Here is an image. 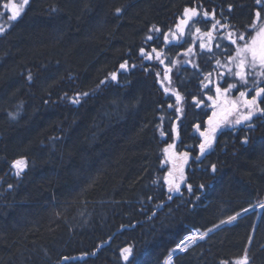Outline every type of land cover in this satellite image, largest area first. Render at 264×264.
<instances>
[{
	"label": "trees",
	"instance_id": "16d2710c",
	"mask_svg": "<svg viewBox=\"0 0 264 264\" xmlns=\"http://www.w3.org/2000/svg\"><path fill=\"white\" fill-rule=\"evenodd\" d=\"M201 3L223 8L242 31L255 7L254 0H29L11 27L0 7V264H164L184 236L209 228L174 264L233 262L245 248L249 264H264V208H256L264 203V116L222 134L213 152L191 162L179 192L165 183L163 149L174 137L179 151L196 155L191 133L203 113L191 108L202 98L203 69L176 78L173 89L186 101L169 111L173 98L158 83L172 63L154 65L139 50L158 46L153 26L166 32L185 7ZM80 92L89 95L71 103ZM20 158L27 168L17 176L11 163ZM236 212V221L220 224ZM83 252L96 254L62 260Z\"/></svg>",
	"mask_w": 264,
	"mask_h": 264
},
{
	"label": "snow or ice",
	"instance_id": "6c2138e0",
	"mask_svg": "<svg viewBox=\"0 0 264 264\" xmlns=\"http://www.w3.org/2000/svg\"><path fill=\"white\" fill-rule=\"evenodd\" d=\"M27 5H29V0H21V3L19 4L13 2V0H6V2L0 4V7L6 10L4 15L7 16L9 27L12 26L13 22L17 21L18 18L21 17L25 6ZM254 5L255 7L253 9L251 22L245 25L243 31L227 22L229 17L224 14L223 8L220 9L218 14L216 8L209 11L208 9H205L201 3L197 6L184 8L181 18L176 24L175 32L169 30V32L162 33L164 42L170 43V36L171 40H179L186 34V30L194 29V33L200 40L199 48L201 50L206 49L208 52H212L214 46L217 49L222 48L228 53L224 64H221V61L216 59V65L225 69L223 72H217V80L214 82L212 79V73L209 72L204 76V81H207V83L201 81L203 88L207 89L208 92H212V87H210V85L214 87V95H207V101H211V106L214 109H221L219 114L216 111H213V115L209 117L208 120L209 128L200 133V135L204 137L203 142L199 145L201 156L212 148L216 130L221 126V124H227L233 127L236 125L246 124L247 127L251 129L253 127L251 124L253 118L258 114L260 116H264V107H262V105H264V86H262L264 85V0H254ZM233 7L234 6L232 4H228L227 12L231 13ZM115 11L117 14H120L122 9L117 8ZM197 24L210 25V27L202 31L201 27H198ZM220 29L225 30V33L222 36L219 32ZM150 31L153 33H160L161 29L153 26ZM5 32L6 28L0 25V34H4ZM153 38L154 37L152 35H148L146 37L149 41L153 40ZM217 39L226 40L229 43L227 45H222L220 43L213 44V42ZM139 51L140 55L144 57V59L157 60L160 64H164L165 62L162 58L164 55L163 51H158L155 47H153L150 52H146L143 47L140 48ZM189 54H194L192 47H189L184 53L185 56H188ZM193 66L199 67L198 65ZM132 67H135V65H132ZM172 67H175V63L172 64ZM172 67L166 66L161 80V85L164 88V92L166 94L171 92L172 95L175 96L176 103L179 104L183 99L181 94L169 86H164V81H167L168 85H171L172 79L170 72ZM119 68L121 70H126L128 68V62L124 61L120 64ZM157 76H160V73H157ZM229 78L233 79L234 82L228 83ZM27 79L29 81L33 79L31 72H29ZM110 79L112 81H116L117 72L110 73ZM220 81L226 83L227 86L222 87ZM105 83L106 81L104 80L100 81V84ZM249 85H251V87H249ZM97 87H99V85H97ZM233 90H236L239 93V96L236 99L229 98V94ZM88 95V92H80L68 99H70L73 104H79L81 98L87 97ZM194 101L197 107L200 106V104L205 103L203 98L199 100L194 98ZM205 106L208 105L205 103ZM169 107H173V105H169ZM241 108H243L244 111H241ZM176 111L181 112L182 110L180 108H176ZM218 115L220 116V119H217ZM229 117H233V119H229ZM12 118H15V116H12ZM196 129L199 131L200 126L196 125ZM161 135L163 136L164 133L161 132ZM242 143L247 144L248 138L245 137ZM174 148V144H168V146L163 149L166 154V158L173 160L176 158L177 154L173 151ZM179 156L182 158L184 163H187L189 159L188 152L180 153ZM196 159L199 160L200 157L198 156ZM11 167L15 169V174L20 176L27 168V160L24 158L16 159L11 163ZM211 171L212 173L217 171L215 164L211 165ZM172 175L173 173L170 171L168 176L165 177V181L168 184V191L179 192L180 184L175 183L171 179ZM180 179L183 181L182 174ZM11 187L13 186L9 185V188ZM200 187L203 188L204 185L201 184ZM188 190L191 191V185H188ZM169 199H171V196H169ZM259 206L264 208V203H261ZM242 211L246 213L248 209L245 208L242 209ZM240 215L241 212L229 215L227 219H222L220 224H231L236 221ZM220 224L213 225V228H219ZM212 230V228H209L206 232L198 234L194 232L185 236L179 243L176 244L175 249H173L172 252H175L176 250H179L180 252L187 251L191 244H195L198 239L203 240ZM249 243H251V237H249ZM95 254V252H83L79 257L63 256L62 260H83L87 256ZM121 254L124 261L130 262V257L133 255V249L131 247H125L121 250ZM171 259L172 253L169 254L166 264H171ZM249 261L250 257L248 255V249L245 248L244 254L236 258L233 262L221 260L220 264H249Z\"/></svg>",
	"mask_w": 264,
	"mask_h": 264
},
{
	"label": "flooded vegetation",
	"instance_id": "af4514ba",
	"mask_svg": "<svg viewBox=\"0 0 264 264\" xmlns=\"http://www.w3.org/2000/svg\"><path fill=\"white\" fill-rule=\"evenodd\" d=\"M208 10L210 11L211 9L208 8ZM219 11L220 9H217V13L219 14ZM179 21V20H178ZM177 21V23H178ZM223 22V21H222ZM198 27H201L202 31L203 30H206L208 27H210V25H203V24H197ZM172 32H175L176 31V26H173L171 29H170ZM166 32H169L166 31ZM220 32V35L222 36L224 33H225V30L224 29H220L219 30ZM162 33H165L163 31H161L160 33H157V39L159 40V44L157 47V50L160 51L162 50L164 55H163V59H164V64H173L175 63V69H176V72L178 73H174L172 71H175L174 68L173 70H171L170 72V76H171V79H172V87L174 88L175 86V82H176V78L179 77L182 73H184L185 70L188 71V74L190 75V69H195L197 72L200 70V69H203V73H202V78L204 79V76L211 72L212 73V79L213 81L215 82L217 80V72H223L225 71L224 68L222 67H218L216 65V59H219L221 61V64H224L225 63V60H226V57H227V52L224 51L222 48L221 49H217L213 46V50L212 52H208L206 49L205 50H201L199 48V38L198 36L194 33V29H188L186 30V34L179 40H171V36L169 37L170 38V43H165L164 42V39H163V35ZM188 37H194L195 38V44L192 43V41H190L188 39ZM188 41L190 43H188ZM215 43H220L222 45H227L229 42L226 41V40H221V39H217L216 41L213 42V44ZM189 47H192L193 50H194V54H189L188 56H185L184 53L186 52V50L189 48ZM150 62H155L157 64V66H161L163 67L164 64H160L159 61L157 60H148ZM188 61H191L190 63ZM198 65L199 67H194L192 64H195ZM177 65L179 67V71L177 69ZM156 66V67H157ZM159 70V73H161L162 69L161 68H158ZM173 75L176 76L175 78H173ZM163 78V75H161L159 77V86L162 87L161 85V80ZM234 82L233 79L229 78L228 79V83H232ZM205 83H207V81H205ZM221 83V86L222 87H226L227 84L224 83L223 81H220ZM166 84H168L167 81H164V86H167ZM264 86V85H262ZM210 87H212V92H208L207 89H202L201 90V94H202V98L203 100L205 101V103L208 105V106H205V103H202L200 106H194L193 108H191V110H200L202 111V117L200 120L198 121H195V125H193V131L191 133V137L193 138L192 142L194 144H196V155H192L189 153V159L190 160V163L192 161H195L197 160L196 157H200L201 158H204V155L201 156L200 155V149H199V145L201 144L202 142V138L200 137V133L207 130L209 128V124H208V120H209V117H211L213 115V111H216L218 114L221 112V109L220 108H213L211 106V101H207V95H214V87L212 85H210ZM249 87H251V85H249ZM163 88V87H162ZM164 90V88H163ZM243 90V89H241ZM254 94V93H253ZM166 95L170 96L173 98V107H169L168 110L169 111H174L176 108H180L181 109V106L183 105V103L186 101V99H184V96L182 101L177 104L176 103V99H175V96L174 95H171L170 93H167ZM239 96V93L238 91L236 90H233L230 94H229V98L230 99H236L238 98ZM250 98V97H249ZM263 107V105H262ZM241 111H244L243 108H241ZM259 117H263V116H260L259 114L254 117L253 119H256V118H259ZM217 119H220V116L218 115ZM229 119H233V117H229ZM253 121V120H252ZM251 121V122H252ZM196 125H199L200 126V130L197 131L196 129ZM225 126V127H224ZM239 125H236L235 127L233 126H230V125H227V124H221L220 127H223L224 129L221 130L219 133H217V140H216V143L217 144V141L219 139V137L224 134V133H231V134H236V131L240 130L241 128H237ZM247 125L244 124V128L246 127ZM173 127V133L174 135H176L177 133V130H176V124L172 125ZM175 129V131H174ZM179 137H174L173 140H172V144H174L175 146H177V144H179ZM190 141L187 142V144H190L189 143ZM188 150H193L192 148L189 149L186 148ZM195 150V148H194ZM183 153V152H181ZM177 154V153H176ZM206 156V154H205ZM177 158H181L179 156V154H177L176 156ZM182 159V158H181ZM177 180V179H176ZM183 185H180V188L182 187Z\"/></svg>",
	"mask_w": 264,
	"mask_h": 264
},
{
	"label": "rangeland",
	"instance_id": "374dc122",
	"mask_svg": "<svg viewBox=\"0 0 264 264\" xmlns=\"http://www.w3.org/2000/svg\"><path fill=\"white\" fill-rule=\"evenodd\" d=\"M188 39L190 41H192L193 44H195V38L193 37H188ZM148 61V60H147ZM150 62V61H149ZM154 65H157L155 62H154ZM167 86L172 87V83L171 85H168L166 84ZM171 95L172 93L169 92ZM225 127V126H224ZM224 128L223 127H219L217 130H216V133H215V139L213 140V144H212V148L209 149L205 154H210L211 152H213V150L215 149V143H216V140H217V133H219L221 130H223ZM204 140V137L202 138V142ZM201 142V143H202ZM175 153L177 154H180L181 152L178 150L177 146H175L174 150H173ZM205 154H204V157H205ZM190 160L187 161V163H184L183 160L181 158H175L174 160L173 159H168L166 158V154H165V166L167 168V176L169 174V172L171 171L173 173L171 179L175 182V183H179L180 185H184L186 182V179H187V170L190 166ZM181 169H182V173H181ZM13 173L15 174V169H13ZM181 174L183 175V181H181L180 177H181ZM166 176V177H167ZM177 179V180H176ZM166 185H167V188H168V184L167 182L165 181Z\"/></svg>",
	"mask_w": 264,
	"mask_h": 264
},
{
	"label": "bare ground",
	"instance_id": "6f19581e",
	"mask_svg": "<svg viewBox=\"0 0 264 264\" xmlns=\"http://www.w3.org/2000/svg\"><path fill=\"white\" fill-rule=\"evenodd\" d=\"M126 70H127V69H126ZM198 244H199V242H198ZM198 244H196L195 246H197ZM195 246H193V247H188V250L194 248ZM188 250H187V251H188ZM179 253H182V252H180L179 250H176V251L172 254V258L175 257V256H176L177 254H179Z\"/></svg>",
	"mask_w": 264,
	"mask_h": 264
},
{
	"label": "built area",
	"instance_id": "2783aa9c",
	"mask_svg": "<svg viewBox=\"0 0 264 264\" xmlns=\"http://www.w3.org/2000/svg\"><path fill=\"white\" fill-rule=\"evenodd\" d=\"M190 235V234H189ZM198 242H199V239L195 242V244H191L189 247H193V246H195L196 244H198Z\"/></svg>",
	"mask_w": 264,
	"mask_h": 264
},
{
	"label": "water",
	"instance_id": "95a60500",
	"mask_svg": "<svg viewBox=\"0 0 264 264\" xmlns=\"http://www.w3.org/2000/svg\"><path fill=\"white\" fill-rule=\"evenodd\" d=\"M240 126H243V124H241ZM202 138V136H200Z\"/></svg>",
	"mask_w": 264,
	"mask_h": 264
}]
</instances>
